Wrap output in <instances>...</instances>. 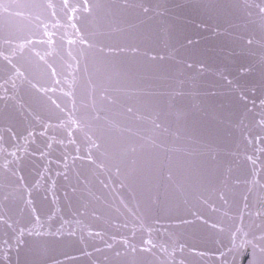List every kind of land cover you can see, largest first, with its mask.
Here are the masks:
<instances>
[{
    "label": "water",
    "instance_id": "water-1",
    "mask_svg": "<svg viewBox=\"0 0 264 264\" xmlns=\"http://www.w3.org/2000/svg\"><path fill=\"white\" fill-rule=\"evenodd\" d=\"M0 264H264V0H0Z\"/></svg>",
    "mask_w": 264,
    "mask_h": 264
}]
</instances>
